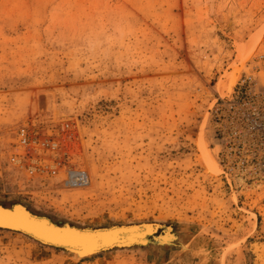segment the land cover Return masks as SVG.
<instances>
[{"label":"rangeland","instance_id":"obj_1","mask_svg":"<svg viewBox=\"0 0 264 264\" xmlns=\"http://www.w3.org/2000/svg\"><path fill=\"white\" fill-rule=\"evenodd\" d=\"M245 78L264 84V0H0V203L77 225L160 220L204 264H264V182L225 178L212 116ZM22 127L59 146L32 143L30 156H58L90 184L15 165ZM179 252L75 260L0 229V264H173Z\"/></svg>","mask_w":264,"mask_h":264},{"label":"built area","instance_id":"obj_2","mask_svg":"<svg viewBox=\"0 0 264 264\" xmlns=\"http://www.w3.org/2000/svg\"><path fill=\"white\" fill-rule=\"evenodd\" d=\"M212 116L219 145L217 156L225 178H229L230 183L235 182L233 176H240L249 184L264 182V85L250 78L241 80L236 91L215 99ZM18 136L23 155L11 157L15 165L23 166L28 174L58 176L62 170L66 174L63 181L67 182V178L71 181L66 185L83 184L73 179V174L83 173L84 169L66 166L58 156L29 155L32 143H39L43 151L54 152L59 147L57 142L37 141L24 127L20 128ZM67 167L72 168L67 171Z\"/></svg>","mask_w":264,"mask_h":264},{"label":"bare ground","instance_id":"obj_3","mask_svg":"<svg viewBox=\"0 0 264 264\" xmlns=\"http://www.w3.org/2000/svg\"><path fill=\"white\" fill-rule=\"evenodd\" d=\"M17 144H18V150L11 154L10 159L14 155H18V156L23 155V152H22L23 147L19 145L18 133H17ZM208 154L211 158V162H212L213 166L215 167V169L220 170L219 164L216 161V159L214 158V156L210 152H208ZM18 167L23 168V166H18ZM70 168H72V167H67V169H68L67 171H69ZM71 171H73V170H71ZM57 177L59 178V180H61L60 182L62 183V185H64L67 188H82V187H87L90 184V177H89V174L86 170L83 173L78 172L77 174L76 173L73 174V179L76 178L75 179L76 181L81 180L83 182V184L73 186V187L66 185L68 183H71V181L68 178H67V182L63 181V179L66 178V174H64V172L62 170L58 173ZM237 178L243 179L240 176H233V179L235 181L237 180ZM18 203L27 207L29 209V211H31L32 213H35V211L33 210L34 211L33 212L32 209L29 208V206L26 205L25 203H23V202H18ZM35 214L39 217L47 218L48 220H50L51 222H53L57 226H61V225H64V223H66L68 226H73V227L78 228V229H82L81 227H91L88 225H77V224H74L71 222H65L62 220H55L54 218H52L49 215L41 214V213L38 214V212H36ZM58 221L60 223H58ZM140 223H142L140 226L143 227V231L140 232V236L145 237V238H143L144 239L143 241L138 240V242H137L138 245H135V243H134L135 239H131V240H129V242H126V243H119L116 246L110 245V246H107L101 250H92V251L91 250H85L88 242H90L91 240L88 241L82 237L77 238V237L72 236L68 240H54V239H51V237L49 236V235H51L50 233L45 232L40 227L24 228L21 226H12V225L1 223V222H0V229L20 232V233H23V234L31 237L32 239L44 244V245L52 246L55 248H60L64 251H68L74 255L73 259H75V260H79L81 258L91 257V256H94V255H97L100 253H104V252H108V251H111L114 249L118 250V249H132V248L146 247V246H149L153 243H154L153 245L161 246V245H164V243H168L169 241H173L174 243H176V246L179 248V251H180L178 254H176L175 261H173V264H204L201 257L197 256V253L201 252L200 253L201 256L206 258V254L202 251L201 245L197 241H193L191 239L185 240V241L180 239L179 236L177 235V233L174 231L171 223H167V222H163V221L154 219V220L133 221V222H128V223H120V224H122V226L125 227L127 225H133V224L139 225ZM146 223H148V224L145 226ZM159 226H161V227L163 226V230L161 231V234L164 233L163 238L158 239V238H160V236H158L156 234L153 238L154 240L149 242L146 236L154 234V232H156V230L158 229ZM145 227H146V229H144ZM131 229H133V231H136L138 228L137 227H131ZM135 233H137V232H135ZM176 239H177V241H176ZM182 251H187V257H184V258L180 257V253ZM206 260H207V258H206Z\"/></svg>","mask_w":264,"mask_h":264},{"label":"water","instance_id":"obj_4","mask_svg":"<svg viewBox=\"0 0 264 264\" xmlns=\"http://www.w3.org/2000/svg\"><path fill=\"white\" fill-rule=\"evenodd\" d=\"M35 213L29 211L27 207L21 205L17 201L8 204L0 203L1 223L9 224L12 226H21L24 228L40 227L45 232L50 233L51 235L49 236L54 240H68L72 236L77 238L82 237L88 241L91 240L90 242H88L85 250H101L110 245L116 246L119 243L129 242V240L131 239H135L134 243L135 245H138V240L143 241V238H145L140 236V232L143 231V227L140 226L142 223H140L139 225H127L125 227H123L120 223H111L104 226L81 227L82 229H78L73 226H68L66 223H64V225L57 226L47 218L39 217ZM58 223L60 222L58 221ZM147 224L148 223H146L145 226ZM131 227H137L138 229L136 231H133ZM144 229H146V227ZM162 230L163 226H159L154 234L146 236L148 241H153V238L156 234L160 236V238L158 239H162L164 235V233L161 234ZM169 242L164 243V245L175 244L173 241Z\"/></svg>","mask_w":264,"mask_h":264},{"label":"trees","instance_id":"obj_5","mask_svg":"<svg viewBox=\"0 0 264 264\" xmlns=\"http://www.w3.org/2000/svg\"><path fill=\"white\" fill-rule=\"evenodd\" d=\"M27 205V204H26ZM29 208H31V207H29ZM33 210V209H32ZM36 212V211H35Z\"/></svg>","mask_w":264,"mask_h":264}]
</instances>
